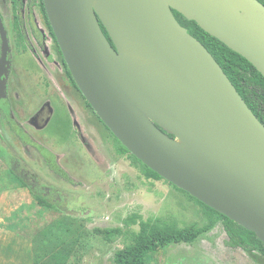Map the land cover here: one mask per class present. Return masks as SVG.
Instances as JSON below:
<instances>
[{
	"label": "water",
	"instance_id": "1",
	"mask_svg": "<svg viewBox=\"0 0 264 264\" xmlns=\"http://www.w3.org/2000/svg\"><path fill=\"white\" fill-rule=\"evenodd\" d=\"M43 3L79 91L120 143L164 180L256 233L264 243V124L213 55L174 14L195 21L264 77V3ZM0 34L1 101L8 97L11 68L1 15ZM125 40L153 59L161 74L125 57Z\"/></svg>",
	"mask_w": 264,
	"mask_h": 264
},
{
	"label": "rangeland",
	"instance_id": "2",
	"mask_svg": "<svg viewBox=\"0 0 264 264\" xmlns=\"http://www.w3.org/2000/svg\"><path fill=\"white\" fill-rule=\"evenodd\" d=\"M29 3L22 0L17 27L12 1L0 0L13 64L6 100L11 113L0 114V145L50 189L49 198L63 210L40 207L28 189L12 182L0 157V224L17 227L33 240L34 249L42 245V263L60 249L70 254L67 264H115V253L133 243L141 219L208 225L211 218L200 204L166 180L148 179L129 155L118 153L113 134L67 75L40 7L31 9ZM47 106L55 113L45 129L39 128L35 119ZM10 119L26 131V139L12 130ZM132 216L138 223L127 227L125 220ZM227 240L219 222L192 245L159 248L146 264H264L260 253L233 249Z\"/></svg>",
	"mask_w": 264,
	"mask_h": 264
},
{
	"label": "trees",
	"instance_id": "3",
	"mask_svg": "<svg viewBox=\"0 0 264 264\" xmlns=\"http://www.w3.org/2000/svg\"><path fill=\"white\" fill-rule=\"evenodd\" d=\"M13 5V11L16 18V26L20 27V13L23 9L22 0H11ZM264 3V0H260ZM35 6H39L46 20V24L57 43L54 32L51 28V24L48 20L43 0H30L29 7L32 9ZM174 14L180 24L185 27L189 34L197 38L213 55L216 61L223 68L231 82L237 88L240 95L246 101L250 109L255 113L259 120L264 124V77L263 75L243 56L230 49L223 42L217 38L211 36L205 32L195 21L187 19L181 13L174 11ZM105 33H108L102 25ZM109 38V36H108ZM25 39L24 36L21 40ZM110 39V38H109ZM68 76L76 88L77 85L72 78V75L64 63ZM84 98V97H83ZM85 99V98H84ZM87 102V101H86ZM88 107L93 111L94 115L103 124L93 108L87 103ZM9 117L8 111L6 112ZM12 130L23 140L27 138L26 131L10 119ZM104 125V124H103ZM105 126V125H104ZM106 127V126H105ZM107 128V127H106ZM108 129V128H107ZM166 134L173 138V135L161 128ZM109 130V129H108ZM110 131V130H109ZM114 136V135H113ZM119 144L118 153L120 155H129L133 164L140 166L143 169L144 176L148 179L164 180L157 173L152 171L140 160L133 156L114 136ZM6 155L8 157H6ZM0 157L8 165V173L12 179V182L21 188L28 189L35 199V202L40 206L50 211H60V208L52 199L49 198L50 189L45 185H42L35 177L30 176L26 171L22 170L21 164L17 158H12L6 148L0 145ZM10 161V162H9ZM169 183V182H168ZM171 184V183H169ZM172 185V184H171ZM174 186V185H172ZM175 187V186H174ZM178 189L177 187H175ZM48 190V192H46ZM180 190V189H178ZM191 199L200 204L210 216V223L206 226L199 227L197 225H189L180 227L173 220H167L163 218H152L148 220H140V230L134 233L133 243L124 249H119L115 253V264H146L149 256L156 252L159 248L168 247L172 244H188L192 245L195 241L209 232L217 223L222 222L226 231L228 240L227 245L233 249L240 248L245 252H258L264 256V243L259 239L256 233L251 232L242 226L238 225L234 221L227 218L225 215L209 208L197 199L193 198L188 193ZM138 223L136 216L129 217L125 220L127 227H130ZM113 232L108 231V234ZM44 235V234H43ZM45 242V240H44ZM42 245H38L34 249V263L35 264H67L70 254L68 251H62L58 249L53 254L49 255V259L45 263H42L43 255L38 251Z\"/></svg>",
	"mask_w": 264,
	"mask_h": 264
},
{
	"label": "crops",
	"instance_id": "4",
	"mask_svg": "<svg viewBox=\"0 0 264 264\" xmlns=\"http://www.w3.org/2000/svg\"><path fill=\"white\" fill-rule=\"evenodd\" d=\"M12 263L35 264L33 240L4 222L0 224V264Z\"/></svg>",
	"mask_w": 264,
	"mask_h": 264
},
{
	"label": "flooded vegetation",
	"instance_id": "5",
	"mask_svg": "<svg viewBox=\"0 0 264 264\" xmlns=\"http://www.w3.org/2000/svg\"><path fill=\"white\" fill-rule=\"evenodd\" d=\"M14 12V11H13ZM0 15H1V17H2V19H3V21H4V18H3V16H2V14L0 13ZM4 24H5V21H4ZM5 28H6V30H7V27H6V24H5ZM47 28H48V26H47ZM36 30V29H35ZM48 30H49V28H48ZM104 30V29H103ZM37 31V30H36ZM105 32V31H104ZM37 33H38V31H37ZM49 33H50V35H51V32H50V30H49ZM106 34V33H105ZM107 35V34H106ZM24 36V38L25 39H23V41H26V36L24 35V33L22 32L21 33V38ZM52 36V35H51ZM7 37H8V39H9V45H10V48H11V51L9 52V54H8V60L11 62V68H10V75H11V71H12V60H11V52H12V46H11V42H10V37H9V33H8V30H7ZM108 37V36H107ZM52 38H53V36H52ZM54 39V38H53ZM42 44H44L43 42H42ZM57 45H58V43H57ZM58 48H59V45H58ZM28 49V47L27 46H24V51H26ZM59 50H60V48H59ZM60 53H61V50H60ZM62 54V53H61ZM2 56V37H1V34H0V57ZM63 56V55H62ZM63 62L65 63V61H64V58H63ZM66 64V63H65ZM65 66V65H64ZM66 69V68H65ZM67 72V71H66ZM68 75V74H67ZM70 78V77H69ZM9 80H10V76H9V79H8V81H7V93H8V97H9ZM71 80V79H70ZM72 82V81H71ZM74 85V84H73ZM75 87V86H74ZM76 88V87H75ZM78 91H79V89L78 88H76ZM80 92V91H79ZM81 93V92H80ZM8 97L6 98V99H4V100H1L0 101V114H6L7 115V113H5V112H3V110L4 109H2V106L3 107H5L6 108V110H9L8 109V106H7V99H8ZM5 103V104H4ZM61 107H63L64 109H66L67 107H65V106H61ZM48 110V111H47ZM9 114L11 113L10 112V110H9V112H8ZM54 113H55V110H52L49 106H47L46 108H43V110H42V113L41 114H39L38 115V117L35 119V121H36V124H37V126H39V128H43V129H45L46 127H47V125L49 124V122L52 120V118H53V115H54ZM40 115H43L44 117L42 118Z\"/></svg>",
	"mask_w": 264,
	"mask_h": 264
},
{
	"label": "bare ground",
	"instance_id": "6",
	"mask_svg": "<svg viewBox=\"0 0 264 264\" xmlns=\"http://www.w3.org/2000/svg\"><path fill=\"white\" fill-rule=\"evenodd\" d=\"M121 51L125 57L131 59L133 62L142 65L145 68H149L154 71L155 74H161V69L157 67L155 61L143 56L140 51L135 50L134 43L125 40Z\"/></svg>",
	"mask_w": 264,
	"mask_h": 264
}]
</instances>
